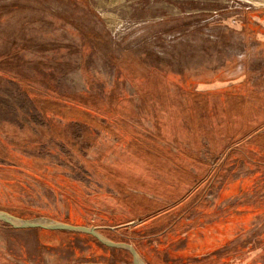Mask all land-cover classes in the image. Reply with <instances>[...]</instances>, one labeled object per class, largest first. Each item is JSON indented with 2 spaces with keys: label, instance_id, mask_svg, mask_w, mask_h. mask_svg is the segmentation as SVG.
Returning a JSON list of instances; mask_svg holds the SVG:
<instances>
[{
  "label": "rangeland",
  "instance_id": "obj_1",
  "mask_svg": "<svg viewBox=\"0 0 264 264\" xmlns=\"http://www.w3.org/2000/svg\"><path fill=\"white\" fill-rule=\"evenodd\" d=\"M149 135L181 170L156 168ZM219 153L183 219L149 226ZM0 212L146 264H264V1L0 0ZM0 264L132 258L0 222Z\"/></svg>",
  "mask_w": 264,
  "mask_h": 264
},
{
  "label": "trees",
  "instance_id": "obj_2",
  "mask_svg": "<svg viewBox=\"0 0 264 264\" xmlns=\"http://www.w3.org/2000/svg\"><path fill=\"white\" fill-rule=\"evenodd\" d=\"M153 138H155V137L151 136V135L144 136L143 143L145 142L144 144L147 146V152L149 153V155H152L153 157L156 158V160H158L160 162V165L157 166L156 168L161 167L158 170L165 171L163 169H165V167L168 165L167 166V168H169L168 172H176V170H181L180 168L182 166L177 161V159L179 158V155L184 157L185 153L182 151H179L178 152L179 155H178L177 153H173L170 151L164 152L162 147H159L158 145H156L157 141H155ZM223 153H219V154H216V156H212V158L214 159V162L216 164L215 167H211L210 164L204 163L200 159H196V161L198 163L205 165L209 169L206 170L200 176H193V178L190 180V182L186 184V188H185V189H187L186 192H181L178 195H175L174 197L168 199L169 201L167 203L156 204V207H154V209L152 208L151 210L147 211L146 216H151L154 212H158L157 215H153V216L149 217V219L147 220V221H149V226L154 225L156 223H160V224L161 223H167L168 224L167 227L169 228L170 226L173 227L175 224H177L179 221H181V219H183V217L178 215L179 211L183 207L194 206V204L198 200L203 198L206 190L211 188V186L213 184V180H215V178L217 177V173L224 168L225 161L230 159V155H231L230 153L227 154L225 156V158L222 157ZM170 170H173V171H170ZM168 207H170V209L166 210V208H168ZM150 211H152L153 213ZM175 212H178L177 215L179 217L178 216L173 217V214ZM180 213H181V211H180ZM149 214H151V215H149ZM89 237H91V236H89ZM91 238H93V237H91Z\"/></svg>",
  "mask_w": 264,
  "mask_h": 264
},
{
  "label": "water",
  "instance_id": "obj_3",
  "mask_svg": "<svg viewBox=\"0 0 264 264\" xmlns=\"http://www.w3.org/2000/svg\"><path fill=\"white\" fill-rule=\"evenodd\" d=\"M0 222L9 225L14 229H40L51 232H72L87 234L96 239L103 246L126 250L131 255L132 264H146L133 246L127 243L112 242L101 235L94 228L74 226L47 219H21L4 212H0Z\"/></svg>",
  "mask_w": 264,
  "mask_h": 264
},
{
  "label": "crops",
  "instance_id": "obj_4",
  "mask_svg": "<svg viewBox=\"0 0 264 264\" xmlns=\"http://www.w3.org/2000/svg\"><path fill=\"white\" fill-rule=\"evenodd\" d=\"M212 159H213V158H212ZM212 162H213V164H210V166H211V167H215L216 164H215L214 160H213ZM211 167H210V168H211Z\"/></svg>",
  "mask_w": 264,
  "mask_h": 264
},
{
  "label": "bare ground",
  "instance_id": "obj_5",
  "mask_svg": "<svg viewBox=\"0 0 264 264\" xmlns=\"http://www.w3.org/2000/svg\"><path fill=\"white\" fill-rule=\"evenodd\" d=\"M262 1V0H261ZM264 1V0H263Z\"/></svg>",
  "mask_w": 264,
  "mask_h": 264
}]
</instances>
